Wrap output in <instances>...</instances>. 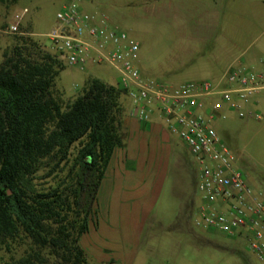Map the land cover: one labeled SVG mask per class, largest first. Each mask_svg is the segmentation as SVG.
I'll use <instances>...</instances> for the list:
<instances>
[{"label": "trees", "instance_id": "trees-1", "mask_svg": "<svg viewBox=\"0 0 264 264\" xmlns=\"http://www.w3.org/2000/svg\"><path fill=\"white\" fill-rule=\"evenodd\" d=\"M64 63L28 36L0 61V243H31L26 256L2 264H92L80 241L124 145V92L93 77L64 105L55 91ZM47 179L53 185L41 188ZM193 211L187 203L182 217Z\"/></svg>", "mask_w": 264, "mask_h": 264}, {"label": "rangeland", "instance_id": "rangeland-1", "mask_svg": "<svg viewBox=\"0 0 264 264\" xmlns=\"http://www.w3.org/2000/svg\"><path fill=\"white\" fill-rule=\"evenodd\" d=\"M120 1L108 0L113 8H118ZM64 2H0V27L9 24L16 11L29 9L20 35L0 34V61L22 36L34 39L43 50L58 56L51 50L48 36L58 26L57 13ZM84 10L95 14L91 6ZM114 25L112 27L127 32L120 28L123 24L117 22ZM165 26V21H146L132 31L142 49L150 51L162 63L166 60ZM91 76L119 86V73L110 65H89L81 70L64 63L56 79V95L64 105L68 104L82 94ZM159 81L170 85L202 82L191 81L188 76L175 81L162 77ZM260 98L264 103V92ZM129 100L125 96L122 98L125 113L129 111ZM224 116L212 125L223 143L236 155L238 167L247 176L251 188L264 200V120L240 118L238 113L228 110L224 111ZM120 134L124 144L126 130L123 126ZM171 143L176 159L170 153L151 147L135 173L134 163L126 161V170L116 172L114 179L108 177L104 181L93 208L96 214L90 231L80 241L89 261L92 264H261L249 251L246 239L229 238L197 228L193 218L182 217L187 203L193 202L194 206L200 203L197 191L199 165L187 154L186 145L177 135H172ZM75 151L76 147L73 153ZM124 154L123 145L116 151L115 162L120 163ZM54 180L41 181V188L53 185ZM30 252L31 243L25 239L0 243V264L20 259Z\"/></svg>", "mask_w": 264, "mask_h": 264}, {"label": "built area", "instance_id": "built-area-1", "mask_svg": "<svg viewBox=\"0 0 264 264\" xmlns=\"http://www.w3.org/2000/svg\"><path fill=\"white\" fill-rule=\"evenodd\" d=\"M93 0H65L58 26L49 34L51 50L66 64L85 70L89 65L113 67L119 88L132 102L130 118L150 122L158 114L171 134L186 145L199 165L200 203L193 216L197 228L248 241L249 251L264 264V200L249 185L236 155L223 143L213 123L224 111L240 118L264 120V70L232 66L218 82H187L173 86L143 77L138 67L140 44L107 18L86 12ZM29 9L13 14L1 35H20Z\"/></svg>", "mask_w": 264, "mask_h": 264}, {"label": "crops", "instance_id": "crops-1", "mask_svg": "<svg viewBox=\"0 0 264 264\" xmlns=\"http://www.w3.org/2000/svg\"><path fill=\"white\" fill-rule=\"evenodd\" d=\"M119 4L113 8L108 0H93L84 8L93 7L94 13L107 18L111 26L123 24L120 28L133 39L132 31L141 23L161 20L167 25L165 63L134 39L140 44L138 67L145 78L175 81L188 76L191 81L218 82L232 66L264 70V0H122ZM131 108L132 102L122 120L125 158L116 163L114 155L101 186L108 177L114 179L116 172L126 170V161L134 163L135 173L151 147L176 159L173 134L161 117L154 114L150 122L139 123L130 118ZM187 154L190 156L188 150Z\"/></svg>", "mask_w": 264, "mask_h": 264}]
</instances>
